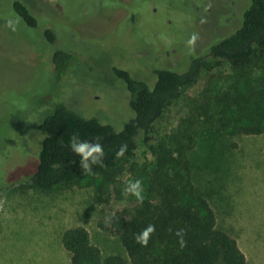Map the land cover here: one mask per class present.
<instances>
[{
    "label": "rangeland",
    "instance_id": "obj_1",
    "mask_svg": "<svg viewBox=\"0 0 264 264\" xmlns=\"http://www.w3.org/2000/svg\"><path fill=\"white\" fill-rule=\"evenodd\" d=\"M14 1L0 0V179L4 173L8 184L36 170L39 125L56 105L120 131L132 112L116 69L151 86L156 68L183 72L192 57L205 55L211 42L240 26L249 4V0H18L37 18L38 26L32 28L16 14ZM153 8L158 12H151ZM47 29L58 33L55 44L46 39ZM56 47L77 58L61 79L52 63ZM229 73L225 63L201 71L184 96L168 104L149 139H140L132 156L117 161L105 204L94 201L102 182L99 176L50 190L0 185V264H71L62 234L76 226L88 231L103 256L127 259L120 240L100 224L140 202L124 194L127 181L141 179L145 196L144 177L154 161L151 147L169 144L180 120L202 101V93L227 83ZM224 142L235 145L216 164L196 170L195 183L210 193L218 226L237 240L247 264H264V135H236Z\"/></svg>",
    "mask_w": 264,
    "mask_h": 264
},
{
    "label": "trees",
    "instance_id": "obj_2",
    "mask_svg": "<svg viewBox=\"0 0 264 264\" xmlns=\"http://www.w3.org/2000/svg\"><path fill=\"white\" fill-rule=\"evenodd\" d=\"M13 9L27 26H38L37 18L24 3L14 1ZM44 35L51 44L58 40L54 29L45 30ZM76 59L73 52L56 47L52 54L56 78L61 79ZM224 63L230 69L228 82L202 93V101L180 120L169 144L151 147L154 161L144 177L143 200L112 213L105 224H100L104 232L120 240L128 258L103 256L82 226L64 231L62 245L71 264H247L237 240L218 226L210 193L197 187L195 172L216 164L226 149L234 147H228L225 138L264 135V0H249L240 26L211 42L205 55L192 57L185 71L156 68L153 86L116 69L115 75L129 93L132 112L120 131L64 104L56 105L39 125L42 140L36 170L12 184L6 183L3 173L1 189L31 186L50 190L99 176L102 182L96 187L94 201L98 205L107 203L109 186L118 172L117 161L132 156L140 139H149L168 104L181 99L201 71ZM73 133L81 140L102 145V165H93L91 172L83 171L80 157L69 146ZM123 145L127 149L121 156L118 153ZM149 224L155 230L147 245H141L135 236ZM181 229L183 247L176 235Z\"/></svg>",
    "mask_w": 264,
    "mask_h": 264
},
{
    "label": "clouds",
    "instance_id": "obj_3",
    "mask_svg": "<svg viewBox=\"0 0 264 264\" xmlns=\"http://www.w3.org/2000/svg\"><path fill=\"white\" fill-rule=\"evenodd\" d=\"M69 146L72 151L80 157V165L83 171L91 172L92 166L96 164H103L104 150L100 143H92L81 140L78 134L73 133L69 140ZM127 149V145L121 146L118 155H123ZM125 195L131 194L135 196L138 201L143 200L144 187L141 179H130L127 181L123 189ZM155 230L152 224L147 225L141 232L135 236L136 241L141 245H147L150 234ZM183 230H177L176 235L180 238L181 247L184 245L182 235Z\"/></svg>",
    "mask_w": 264,
    "mask_h": 264
},
{
    "label": "flooded vegetation",
    "instance_id": "obj_4",
    "mask_svg": "<svg viewBox=\"0 0 264 264\" xmlns=\"http://www.w3.org/2000/svg\"><path fill=\"white\" fill-rule=\"evenodd\" d=\"M151 12H158L157 11V9L156 8H153V10H151ZM156 57V56H155ZM159 57V55H157V57L156 58H158ZM114 73H115V71H114ZM116 77H117V75H116ZM118 78V77H117ZM118 80H120L121 82H122V80L120 79V78H118Z\"/></svg>",
    "mask_w": 264,
    "mask_h": 264
},
{
    "label": "crops",
    "instance_id": "obj_5",
    "mask_svg": "<svg viewBox=\"0 0 264 264\" xmlns=\"http://www.w3.org/2000/svg\"><path fill=\"white\" fill-rule=\"evenodd\" d=\"M69 255V254H68ZM70 257V256H69Z\"/></svg>",
    "mask_w": 264,
    "mask_h": 264
}]
</instances>
